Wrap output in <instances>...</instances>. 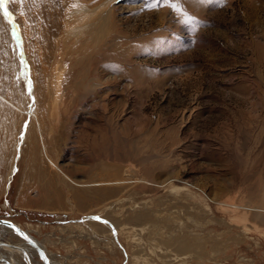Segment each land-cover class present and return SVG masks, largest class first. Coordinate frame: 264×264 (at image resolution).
Wrapping results in <instances>:
<instances>
[{"label":"rangeland","instance_id":"rangeland-1","mask_svg":"<svg viewBox=\"0 0 264 264\" xmlns=\"http://www.w3.org/2000/svg\"><path fill=\"white\" fill-rule=\"evenodd\" d=\"M0 218L50 264H264V0H8Z\"/></svg>","mask_w":264,"mask_h":264},{"label":"crops","instance_id":"crops-1","mask_svg":"<svg viewBox=\"0 0 264 264\" xmlns=\"http://www.w3.org/2000/svg\"><path fill=\"white\" fill-rule=\"evenodd\" d=\"M26 129V127H25ZM30 182L35 186L34 192L30 197H24L20 192V195L15 198V204L24 210L38 211V212H49L55 208L57 200H55V191L51 186L50 182H47L42 175L30 176Z\"/></svg>","mask_w":264,"mask_h":264},{"label":"water","instance_id":"water-1","mask_svg":"<svg viewBox=\"0 0 264 264\" xmlns=\"http://www.w3.org/2000/svg\"><path fill=\"white\" fill-rule=\"evenodd\" d=\"M0 225L9 227V228L13 229L15 232H17L19 235H21L23 237V239L28 244H30L35 249V251L39 254L40 258L42 259L43 264H48V258H47V255L45 254L44 250L37 243H35L25 233V231H23L17 224H15V223H13V222H11L9 220L0 218ZM0 244H3V243H0ZM24 253H25V251H24Z\"/></svg>","mask_w":264,"mask_h":264},{"label":"bare ground","instance_id":"bare-ground-1","mask_svg":"<svg viewBox=\"0 0 264 264\" xmlns=\"http://www.w3.org/2000/svg\"><path fill=\"white\" fill-rule=\"evenodd\" d=\"M89 25V24H88ZM95 26V25H94ZM80 30V28L76 29L75 31L78 32ZM73 31V30H72ZM83 39V38H82ZM117 41V40H116ZM10 179V176L8 177V181ZM0 226H3V225H0ZM6 227V226H5ZM9 228V227H8ZM21 236V235H20ZM22 237V236H21ZM23 238V237H22ZM35 242V241H34ZM0 243H3V244H0V247H4V248H9V249H13V250H18V251H21L23 253V256L25 257L24 259H26L27 263L29 264V257H27V253L25 251V249L21 246H18V245H13V244H10V243H6L4 241H0ZM38 244V243H37ZM30 245V244H29ZM31 246V245H30ZM32 247V246H31ZM41 247V246H40ZM33 248V247H32ZM34 249V248H33ZM35 250V249H34ZM25 251V253H24ZM45 252V251H44ZM3 256V255H2ZM3 257H8L10 258L11 260V257L9 256H3ZM3 260H6V259H3ZM5 262V261H4ZM7 262V261H6ZM9 262V261H8ZM51 263V262H50ZM49 261H48V264H50ZM9 264V263H8Z\"/></svg>","mask_w":264,"mask_h":264},{"label":"snow or ice","instance_id":"snow-or-ice-1","mask_svg":"<svg viewBox=\"0 0 264 264\" xmlns=\"http://www.w3.org/2000/svg\"><path fill=\"white\" fill-rule=\"evenodd\" d=\"M8 3V0H0V7H3L4 5H6ZM5 16H8V12L7 10H5ZM99 219V218H96ZM106 223V222H105Z\"/></svg>","mask_w":264,"mask_h":264}]
</instances>
